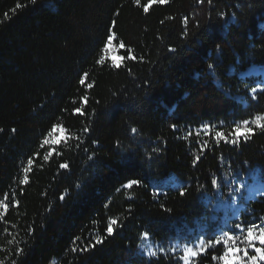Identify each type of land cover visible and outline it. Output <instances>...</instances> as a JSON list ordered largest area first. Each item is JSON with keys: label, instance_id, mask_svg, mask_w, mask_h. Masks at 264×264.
<instances>
[{"label": "trees", "instance_id": "1", "mask_svg": "<svg viewBox=\"0 0 264 264\" xmlns=\"http://www.w3.org/2000/svg\"><path fill=\"white\" fill-rule=\"evenodd\" d=\"M147 2L0 0V264H181L178 245L264 221V132L213 139L264 115L243 77L264 70V0ZM109 29L136 57L119 69L96 63Z\"/></svg>", "mask_w": 264, "mask_h": 264}, {"label": "snow or ice", "instance_id": "2", "mask_svg": "<svg viewBox=\"0 0 264 264\" xmlns=\"http://www.w3.org/2000/svg\"><path fill=\"white\" fill-rule=\"evenodd\" d=\"M35 0H33V3ZM198 2L202 3L203 0H198ZM209 4H211L212 0H208ZM168 0H148L146 4L143 5L144 13H148L149 9L154 4H166ZM134 4L137 6L141 5V0H134ZM187 18L185 17L184 23L187 24ZM115 22H113L114 27ZM116 40V35L112 29H109V34L107 39L100 50V55L96 60L98 65L108 64L111 68L119 69L124 66L125 60H135L136 57L133 55L132 49L128 48L126 50V55L119 56L118 59H113V56L118 55L120 49H125V45L123 42H120L119 45H115L114 41ZM169 51H175V49L169 48ZM209 69H213V65H209ZM88 73H84V75L80 79L81 85L86 83V77ZM93 85L88 84L87 87L91 88ZM251 92L255 94L257 89L255 87L251 88ZM252 99H256V96L253 95ZM83 100L87 102L88 97H83ZM76 112H80L83 114L82 109H75ZM56 126H54L55 129ZM210 126L205 125L202 127L200 131H204L209 129ZM175 128V125H173ZM264 132V115H257L252 120H242L238 123H235L234 126L231 128L230 131L225 133L222 130H218L215 132V136L213 139L216 141L217 144L223 142L225 144H232L237 145L241 142H247L252 136L255 135L256 130ZM85 132L88 131L86 128ZM135 133L136 129H132ZM200 131L197 132V135L200 134ZM48 136H52V132L48 133ZM231 137V139H229ZM48 140L45 139L44 143H47ZM207 146V141H205L204 145L202 146L201 150L203 151L204 148ZM52 153L49 152L45 159H48ZM92 159V157H89ZM199 159V157H197ZM33 161L31 159L28 160V164L32 165ZM67 167L66 164H60L61 169H65ZM28 168H24V172H28ZM26 179L22 180L21 183H26ZM140 181L133 180L123 185L124 189H131L133 185L139 184ZM217 180L213 179L212 185L215 187L217 185ZM79 187V186H78ZM180 195L184 196L185 191L181 190ZM8 197L5 195V200ZM64 199V196H61V200ZM14 200V198H13ZM12 206H18V201L13 202ZM0 208L3 211H0V217L6 216L9 210L8 203H0ZM117 224L115 219H110L108 226L106 228L107 235H113L114 233V225ZM239 230V235L235 234V231ZM31 234V230H30ZM147 235V234H145ZM207 240V243L205 242ZM96 244L103 243V237L96 238ZM223 246L222 253L217 257L213 256V261H218V264H264V221L260 224L251 223L247 227L243 223H236L234 228L231 231H222L221 234L216 235L214 238L212 237H204L200 238L197 243L192 246L185 245L182 249V256L179 257V260L182 261V264H193L194 258L200 257L205 255L208 249H215L218 246ZM88 247H95V244H91ZM75 250V249H74ZM83 250H88L86 247ZM23 253V249L17 250V255H21ZM147 256L149 257H156L157 252L155 251H148Z\"/></svg>", "mask_w": 264, "mask_h": 264}, {"label": "rangeland", "instance_id": "3", "mask_svg": "<svg viewBox=\"0 0 264 264\" xmlns=\"http://www.w3.org/2000/svg\"><path fill=\"white\" fill-rule=\"evenodd\" d=\"M118 55L116 56H113V59H118ZM248 76H258L262 79V81H264V70H260V69H257V68H251L250 70H248L247 72H245L243 74V77H248ZM63 137V133L60 129H55L53 132H52V136L49 137L47 140L48 142L46 144L48 145H54L55 143H57L61 138ZM174 186H177L178 184L175 183L173 184ZM259 190H263L262 187H259ZM237 191L239 192L240 191V183H237ZM255 192L259 193L258 190H256ZM185 245H178V249L179 251L182 253V249ZM140 250H141V253L146 257V258H151L149 256H147V252L148 251H155V252H158V249L155 248L146 238H143L142 239V242H141V246H140ZM181 264H182V261H181Z\"/></svg>", "mask_w": 264, "mask_h": 264}]
</instances>
